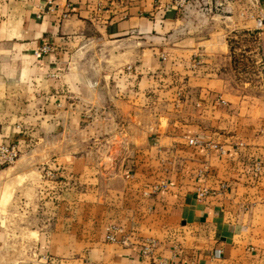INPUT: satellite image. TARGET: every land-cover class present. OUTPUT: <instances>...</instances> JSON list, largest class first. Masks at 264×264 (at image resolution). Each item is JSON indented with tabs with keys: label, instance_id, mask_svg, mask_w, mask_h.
I'll return each instance as SVG.
<instances>
[{
	"label": "crops",
	"instance_id": "0c3cea01",
	"mask_svg": "<svg viewBox=\"0 0 264 264\" xmlns=\"http://www.w3.org/2000/svg\"><path fill=\"white\" fill-rule=\"evenodd\" d=\"M171 2L0 0V201L50 196L35 264H264V96L236 81L264 78V0Z\"/></svg>",
	"mask_w": 264,
	"mask_h": 264
},
{
	"label": "rangeland",
	"instance_id": "374dc122",
	"mask_svg": "<svg viewBox=\"0 0 264 264\" xmlns=\"http://www.w3.org/2000/svg\"><path fill=\"white\" fill-rule=\"evenodd\" d=\"M240 59L241 58L237 57V60ZM246 80H252V84L255 86V88L252 89L253 95L264 96V78L262 79V76L259 73L254 70L247 73L241 71L236 73V81L238 83H243ZM261 135L264 136V126L262 127ZM0 145H14L19 149L18 143H1ZM20 157L21 153L19 151L18 159L9 166L15 165ZM40 191L42 192V190L38 191L36 186L24 187L21 185V183H19L18 187L16 186L14 188L12 203L6 200L5 195L2 196L0 201V223H2L8 229V253L6 256L12 257V264L36 263L34 261H36L35 259L37 257L36 254H38V250L34 248V243L32 242L33 238L36 236V233H32L30 231H36L38 227L42 226L43 224L45 225L51 223L52 221V201L50 200V196H47V192L45 194H41ZM78 192L80 191L78 190ZM82 194H78L77 201H72V207H67L64 209L65 211L63 210L65 216L63 215V211L60 212L63 219L66 220L70 218L69 213L73 212V214H71V218L73 220L72 222L78 226H84V224L88 222L87 217L89 215L86 213L88 210L86 208V202L84 201V196H82ZM75 202L76 204H74ZM9 203L12 204V206H9V214L6 217L5 207ZM63 203H67V201H64ZM112 227L122 228L120 226L111 224L109 228ZM43 262L46 261L44 260ZM0 263L5 264V253H2L0 257Z\"/></svg>",
	"mask_w": 264,
	"mask_h": 264
},
{
	"label": "built area",
	"instance_id": "2783aa9c",
	"mask_svg": "<svg viewBox=\"0 0 264 264\" xmlns=\"http://www.w3.org/2000/svg\"><path fill=\"white\" fill-rule=\"evenodd\" d=\"M193 0H172L171 5L177 8H184L188 3H190ZM259 26L261 28H264L263 21H259ZM41 52H48L50 51L49 46H44L40 50ZM189 144L191 146H201L202 142L197 139H191L189 141ZM19 157V149L14 145H0V161L3 165L9 166L12 165ZM157 191V189H155ZM210 194V192L206 189H199L198 191V198L203 199L207 197ZM120 235H123V229L118 227H112L108 229V235L107 240L109 242H118L120 241ZM125 242V240H122ZM155 246L154 242L150 243L149 245H146L144 247L143 253L145 255H148L151 252L152 247Z\"/></svg>",
	"mask_w": 264,
	"mask_h": 264
}]
</instances>
